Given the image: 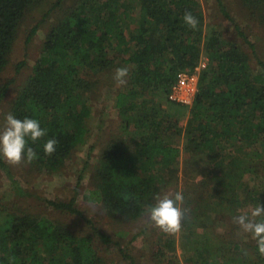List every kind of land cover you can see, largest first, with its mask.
<instances>
[{
	"label": "trees",
	"instance_id": "trees-1",
	"mask_svg": "<svg viewBox=\"0 0 264 264\" xmlns=\"http://www.w3.org/2000/svg\"><path fill=\"white\" fill-rule=\"evenodd\" d=\"M33 1L0 0V76L8 65L19 25ZM243 1L254 12L264 11V0ZM218 2L230 18L222 1ZM62 4L63 0H57L50 11L61 9ZM75 4L63 10L47 34L33 73L11 110L16 118L36 119L47 130L35 142L26 138L27 147L38 155L31 164L46 174L55 173L78 147L87 143L92 117L90 93L97 89L96 75L113 68L118 60L119 65L129 68L126 86L114 98V108L122 119L120 130L126 138L116 137L107 143L96 173L98 183L85 199L102 204L109 214L125 220L143 218L144 209L155 203L160 192L156 170L167 169L178 160L180 149L167 141L168 135L174 128L180 129L188 112L186 150L198 156L207 154L210 161H220L219 165L227 156L231 166L229 172L217 176L213 175V166L199 172L201 180L193 195L201 192L202 197L209 198V202H203V214L199 217L204 219L213 208H218L219 215L229 208L228 204L233 205L239 187L227 181L242 173H234L241 161L237 155L239 146L262 147L253 152L255 156H243L248 169L253 168L257 154H264V63L259 61L260 70L256 71L240 46L224 41L215 29L205 30L197 0H76ZM189 11L199 21L196 29L182 19ZM38 26L31 35H35ZM235 28L254 50L241 27ZM203 56L208 65L200 75L193 106L171 102L169 93L178 74L193 70ZM24 65L21 62L17 72ZM12 82L0 87V104ZM148 91L155 93V99L145 98ZM156 96L165 97L174 105L175 122L168 112L160 116ZM50 138L58 143L55 152L46 155L44 144ZM0 168L9 173L2 155ZM237 179L240 182L243 176ZM212 181L219 187L231 185L232 199L214 196L208 185ZM122 193L131 194V198L125 201ZM47 203L57 210L82 216L75 207V198L66 203ZM12 210L0 202V264H10L9 258L13 256L15 264H104L90 237L76 236L46 217L19 215ZM99 236L103 242L110 241ZM220 244L225 264H255L248 247L232 241ZM253 251L261 256L257 246ZM258 261L257 264H263Z\"/></svg>",
	"mask_w": 264,
	"mask_h": 264
},
{
	"label": "rangeland",
	"instance_id": "rangeland-1",
	"mask_svg": "<svg viewBox=\"0 0 264 264\" xmlns=\"http://www.w3.org/2000/svg\"><path fill=\"white\" fill-rule=\"evenodd\" d=\"M221 1L230 18L222 12L218 0H197L204 16L205 30L215 29L220 32L224 41L240 46L249 55L251 67L256 71L260 70L258 62L264 63V17L261 18L264 16V11H252L243 0ZM56 2L57 0H34L19 25L8 65L0 76V87L13 80L6 97L0 104V131L5 126V115L11 112L20 90L33 73L47 34L55 25L58 16L62 15L63 10L66 11L65 8L76 5V0H63V7L51 12ZM37 25H39L37 32L31 35L33 28ZM236 25L246 33L254 50L240 37L235 28ZM202 60L208 63L206 56L201 57ZM23 61L25 65L17 72L18 65ZM119 67L123 66L119 65L117 60L113 68L96 75L98 77L97 89L90 93L89 102L92 107V117L89 121L90 137L86 144L73 152L60 170L46 174L31 163H27L26 160L18 165H11L3 157L8 165L9 173L0 168V202L13 209V213L30 217H46L65 231L79 237H90L94 250L102 258L104 264H204V259H208L205 261L207 264H222L223 262L225 264L224 251L220 242L231 241L239 242L244 248L248 247L247 251L251 253V257L253 256L252 260L255 264L259 263L258 260L263 261L264 264V256L259 257L258 254L255 255L256 251H253L256 247L255 240L249 234L243 233L232 220L233 216L247 212L259 203L264 204V154H257L251 169L247 168L248 161L246 162L243 157L245 154L255 156L253 152L258 148L261 150L262 147L251 148L247 144L239 146L240 151L237 155L241 161L237 163V167H234V173L242 171L239 175H242L243 179L239 182L237 179L239 175H236L227 181L239 187L233 199V205L225 204L229 208H225L219 215L218 208L217 210L213 208L202 219L199 215L203 214L202 209L205 204L203 202H209V198L207 195L206 198L202 197L201 192L193 195L194 187L201 180L199 172L202 170L204 172L213 166L215 167L213 175L217 176L225 171L229 172L231 166L226 160L227 156L224 157L223 164L219 165L220 161L214 158L210 161L207 154L198 156L186 150L185 126L188 112L180 123V129L176 128V131L174 128L168 135L167 141L180 149L177 162L167 169L156 170L160 181L159 194L176 191L183 193L184 200L180 207L185 214L178 233L163 232L145 216L139 220L122 219L109 214L102 204L92 203L85 199L98 183L96 173L100 166L99 160L103 149L116 137L124 136L120 130L122 119L114 108L116 93L122 91L127 83V77L123 85H118L113 79L115 69ZM145 98L155 99V93L148 91L145 93ZM156 98L159 102L157 108L160 116H166L168 112L172 114L169 118L175 122L174 105L165 97L156 96ZM256 152L259 151L256 150ZM213 178L215 181V177ZM214 181L208 184L209 188L214 190V196L223 200H228V197L232 199V191H229L231 185L226 188L220 186L223 188L221 189ZM73 198L76 199L75 207L82 213V216L57 210L47 203V201L66 203ZM215 202L217 201L214 200L213 205L216 204ZM83 205L87 207H82ZM199 206L201 207L198 208ZM205 219L207 221L203 223ZM98 234L108 237L110 241L103 242ZM201 241L204 245H201Z\"/></svg>",
	"mask_w": 264,
	"mask_h": 264
},
{
	"label": "clouds",
	"instance_id": "clouds-1",
	"mask_svg": "<svg viewBox=\"0 0 264 264\" xmlns=\"http://www.w3.org/2000/svg\"><path fill=\"white\" fill-rule=\"evenodd\" d=\"M183 21L192 29L198 26V19L189 12H185ZM129 74L128 67H119L115 69L113 79L118 85L126 83V77ZM46 129L41 128L38 120L25 117L18 119L9 112L5 115V126L0 131V155H2L9 164L18 165L26 160L31 163L38 158L36 151L32 147H27V139L33 142L44 137ZM58 141L50 138L44 144L46 155H52ZM125 201L131 198V194H121ZM155 203L148 205L144 209V216L147 220L153 222V225L167 234H175L181 230V220L184 217V211L180 205L183 203L184 196L182 192H165L162 195L155 196ZM82 207H87L83 205ZM233 223L239 226V229L249 234L256 242L258 252L264 256V204H257L247 212L233 216ZM247 255V252H244ZM10 264H15L16 258L10 257Z\"/></svg>",
	"mask_w": 264,
	"mask_h": 264
},
{
	"label": "built area",
	"instance_id": "built-area-1",
	"mask_svg": "<svg viewBox=\"0 0 264 264\" xmlns=\"http://www.w3.org/2000/svg\"><path fill=\"white\" fill-rule=\"evenodd\" d=\"M207 65L208 63L202 60L193 70L180 72L171 86L169 100L185 106L192 105L199 93L200 75Z\"/></svg>",
	"mask_w": 264,
	"mask_h": 264
}]
</instances>
